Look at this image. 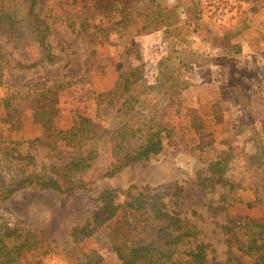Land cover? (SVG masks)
<instances>
[{"label": "rangeland", "instance_id": "374dc122", "mask_svg": "<svg viewBox=\"0 0 264 264\" xmlns=\"http://www.w3.org/2000/svg\"><path fill=\"white\" fill-rule=\"evenodd\" d=\"M203 1L162 0L175 6L176 20L168 29L138 34L142 20L134 11L143 0H37L55 62L22 69L14 61L22 60L19 52L10 54L3 45L8 52L0 75V147L31 156L29 169L39 171L72 153L63 140L52 143V131L83 115L99 137L94 166L104 170L111 161L106 138L121 117L101 98L116 89L121 73L137 67L151 84L140 97L153 110L151 125L170 130L159 154L98 177L84 190L60 194L26 187L0 201L1 224L38 230L54 249L40 264H76L88 253L103 264H122L105 225L78 243L69 232L89 220L99 193L129 185L155 188L169 210L196 226L208 257L238 263L222 226L232 225L233 243L245 245L242 225L249 218L264 221V168L256 166L264 158V0H231L224 24ZM28 50V60L37 57L36 45ZM216 162L231 189L203 186ZM12 169L0 154V188ZM255 199L260 203L247 204ZM124 200L120 195L116 202Z\"/></svg>", "mask_w": 264, "mask_h": 264}, {"label": "trees", "instance_id": "16d2710c", "mask_svg": "<svg viewBox=\"0 0 264 264\" xmlns=\"http://www.w3.org/2000/svg\"><path fill=\"white\" fill-rule=\"evenodd\" d=\"M37 4V0H0V41L4 42L0 43V75L4 55L8 52H5L4 44L9 45L10 54L18 51L22 56V60L14 59L15 65L22 69L42 62L53 63L57 59L45 41L48 27L35 10ZM121 11L125 15L128 13L127 9ZM175 11V6L166 7L162 0H143L140 10L134 11L142 20V25L135 27L136 33L168 29L177 18ZM27 35L29 39H26ZM32 45H36L39 53L28 60V49ZM150 89L143 67H137L121 73L116 89L101 98L121 117L120 125L107 135L111 161L102 171L94 166L99 154V137L91 118L83 115H78L68 128L52 131V143L63 140L72 153L61 161L44 165L39 171L29 169L31 156L14 153L10 147H0L4 163L13 168L7 186L0 188V201L26 187L60 194L84 190L98 177L113 176L127 165L147 161L159 154L170 130L151 125L153 110H146L140 98ZM257 154L262 155L259 151ZM220 165L221 162L213 164L211 176L202 179L209 185L203 186L213 188L216 183L229 185L230 189L234 186ZM256 166L264 168L263 157ZM120 195L125 200L116 202ZM96 201L98 204L93 207L89 220L70 229L69 235L74 242L78 243L82 237L105 225L111 248L122 264H223L214 256L208 257L207 245L197 241L200 232L196 226L186 217L169 210L162 194L153 187L129 185L121 190L106 189L99 193ZM254 201L247 204L260 203L259 199ZM190 212L199 216L195 208ZM242 227L245 245L233 243L232 225L222 226L230 249L239 257L237 264H264V221L249 218ZM52 251L54 249L45 245L38 230L0 223V264H40V257ZM76 264L103 263L99 256L88 253L84 261Z\"/></svg>", "mask_w": 264, "mask_h": 264}, {"label": "built area", "instance_id": "2783aa9c", "mask_svg": "<svg viewBox=\"0 0 264 264\" xmlns=\"http://www.w3.org/2000/svg\"><path fill=\"white\" fill-rule=\"evenodd\" d=\"M204 6L211 8L217 23L224 24L232 12L231 0H204Z\"/></svg>", "mask_w": 264, "mask_h": 264}]
</instances>
